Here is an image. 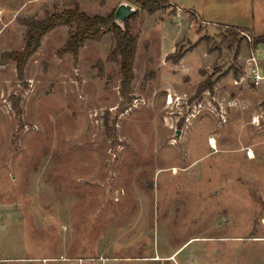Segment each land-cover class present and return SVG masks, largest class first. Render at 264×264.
Listing matches in <instances>:
<instances>
[{
  "label": "rangeland",
  "instance_id": "1",
  "mask_svg": "<svg viewBox=\"0 0 264 264\" xmlns=\"http://www.w3.org/2000/svg\"><path fill=\"white\" fill-rule=\"evenodd\" d=\"M123 2L138 8L0 0V264H264V85L247 69L252 52L264 67L247 30L264 33V2L138 10L126 101L110 32L74 58L58 53L59 26L19 77L9 54L24 46L21 19Z\"/></svg>",
  "mask_w": 264,
  "mask_h": 264
},
{
  "label": "trees",
  "instance_id": "2",
  "mask_svg": "<svg viewBox=\"0 0 264 264\" xmlns=\"http://www.w3.org/2000/svg\"><path fill=\"white\" fill-rule=\"evenodd\" d=\"M138 8L137 11L125 20V28L122 29L114 21V13L107 15L88 16L80 11L77 4L71 9H63L48 13L43 19L34 17L23 18L20 23L25 26L24 46L18 52H11L10 58L15 61L17 72L20 78L23 77L24 68L29 58L38 50L42 38L51 30L66 26L69 28V35L64 45L58 50L59 54H71L74 58L78 56L79 49L87 40H99L105 32H110L114 47L111 50L107 61L119 65L121 73L120 93L123 101L128 100L134 72L133 64L136 54L137 39L130 33L129 20L135 16L138 10L154 14L169 3L170 0H129ZM264 43V34L254 38L252 47ZM177 60L181 58L176 55Z\"/></svg>",
  "mask_w": 264,
  "mask_h": 264
},
{
  "label": "built area",
  "instance_id": "3",
  "mask_svg": "<svg viewBox=\"0 0 264 264\" xmlns=\"http://www.w3.org/2000/svg\"><path fill=\"white\" fill-rule=\"evenodd\" d=\"M248 74L251 80V84L255 87H261L264 85V67L259 65L255 53L252 52L248 57ZM65 261L71 262L72 264H83L84 262H99V264H108L106 257L99 256L97 258H76V259H65Z\"/></svg>",
  "mask_w": 264,
  "mask_h": 264
},
{
  "label": "water",
  "instance_id": "4",
  "mask_svg": "<svg viewBox=\"0 0 264 264\" xmlns=\"http://www.w3.org/2000/svg\"><path fill=\"white\" fill-rule=\"evenodd\" d=\"M137 8L129 3H121L114 12V21L122 29L125 28L124 22L126 19L130 18Z\"/></svg>",
  "mask_w": 264,
  "mask_h": 264
},
{
  "label": "crops",
  "instance_id": "5",
  "mask_svg": "<svg viewBox=\"0 0 264 264\" xmlns=\"http://www.w3.org/2000/svg\"><path fill=\"white\" fill-rule=\"evenodd\" d=\"M261 1L262 2H264V0H257V2L258 3H261ZM174 7L176 8V6L174 5ZM176 10H177V8H176ZM263 11V10H262ZM179 12V13H178ZM177 12V14H180L181 13V11H178ZM181 15V14H180ZM248 31H250L251 33H252V35H253V37H258V36H261V35H263V34H261V35H255L251 30H249V29H247ZM262 67H263V65H262ZM171 256V255H170ZM170 256H168V257H164V258H162V259H164V260H171L173 257H170ZM62 258H65V257H62ZM52 259V258H51ZM72 259H76L75 257L74 258H72ZM113 259H119V258H113ZM143 259H145V260H151V261H157V260H161V259H156V258H154V257H151V258H143ZM61 261V264H70L71 262H68V261H65V259H60ZM85 263V262H84ZM83 263V264H84Z\"/></svg>",
  "mask_w": 264,
  "mask_h": 264
}]
</instances>
